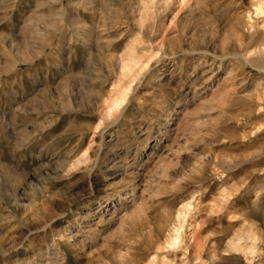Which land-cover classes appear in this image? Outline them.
Wrapping results in <instances>:
<instances>
[{"label":"rangeland","instance_id":"obj_1","mask_svg":"<svg viewBox=\"0 0 264 264\" xmlns=\"http://www.w3.org/2000/svg\"><path fill=\"white\" fill-rule=\"evenodd\" d=\"M0 264H264V0H0Z\"/></svg>","mask_w":264,"mask_h":264},{"label":"bare ground","instance_id":"obj_2","mask_svg":"<svg viewBox=\"0 0 264 264\" xmlns=\"http://www.w3.org/2000/svg\"><path fill=\"white\" fill-rule=\"evenodd\" d=\"M262 4H263V2H260L259 6L257 7V10H258V11H261V10H262V9H261V8H262V7H261ZM126 67H127V66H126ZM125 69H126V68H125ZM117 100H118V99H117ZM257 199H259V196H258ZM256 202H257V200H256ZM254 204H255V203H254ZM187 205H188V204H187ZM187 207H188V206H187ZM257 207H258V206H257ZM260 210H261V209H260ZM255 235H256V234H255ZM255 235H249V236H251V238L255 239V237H256ZM177 237H178V236H177ZM177 237H175V240L177 239ZM241 238H242V237L239 238L240 241H241ZM253 239H252V240H253ZM177 240H178V239H177ZM239 240H238V241H239ZM234 241H235V240H234ZM235 242H236V241H235ZM237 243H238V242H237ZM231 244H234V243H231ZM238 244H240V243H238ZM234 245H236V244H234ZM240 246H241V245H240ZM256 246H257V245H256ZM247 251H248V252L251 251L252 253H254V252H255V245H254L253 243H252V245H249Z\"/></svg>","mask_w":264,"mask_h":264}]
</instances>
